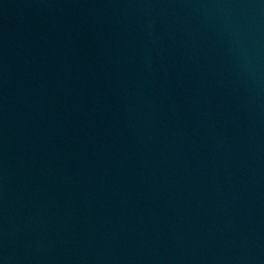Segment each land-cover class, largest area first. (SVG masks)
<instances>
[{
  "label": "water",
  "instance_id": "water-1",
  "mask_svg": "<svg viewBox=\"0 0 264 264\" xmlns=\"http://www.w3.org/2000/svg\"><path fill=\"white\" fill-rule=\"evenodd\" d=\"M0 264H264V0H0Z\"/></svg>",
  "mask_w": 264,
  "mask_h": 264
}]
</instances>
